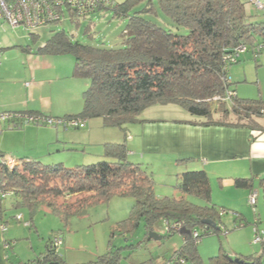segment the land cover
<instances>
[{
    "label": "trees",
    "instance_id": "16d2710c",
    "mask_svg": "<svg viewBox=\"0 0 264 264\" xmlns=\"http://www.w3.org/2000/svg\"><path fill=\"white\" fill-rule=\"evenodd\" d=\"M141 1L146 4L129 17L120 47L84 44L63 30L55 31L37 47L39 54L73 55L74 76L90 82L83 94L82 110L71 116L102 117L107 124L126 132V125L140 120V114L147 107L174 103L195 115L197 120L191 121L195 124L264 131L260 122L264 118V97H242L233 89L236 97L232 101L213 99L216 95L225 96L232 89L231 66L240 62L241 56L251 48L255 57L261 51L257 36L264 40V19H256L248 11V0H157L167 16L188 29L187 34L173 32L143 15L158 12L154 0H126L117 5L114 1L106 8L113 7L115 14L122 17ZM240 45L247 49L239 53ZM256 138L253 134L252 140ZM105 147L106 159L75 167L22 157L11 168L3 160L7 154H2L0 191L13 190L15 208L35 210L45 206L66 222L71 216L84 213L89 206L107 202L116 195L133 197L131 215L120 226H129L125 228L129 229L143 221L149 233L161 222H181L190 232L183 233L184 243L175 252L184 255L189 264H202L198 243L206 234L223 230L220 207L212 203L208 172L204 169L181 171L177 183L180 193L158 196L153 176L129 159L126 142H108ZM188 162L184 159L178 164ZM260 183L264 192V177ZM235 184L246 189L254 186L253 179L246 177H237ZM189 196L200 198L205 204L196 203ZM3 204L0 193V221H4ZM204 219L213 220L219 228L205 224ZM195 230L200 232L198 236L193 235ZM175 232L178 231L173 228L167 231ZM119 259L117 253L110 251L82 264H119ZM239 260L242 262L238 264H260L262 258L251 256ZM53 261L68 264L49 241L46 251L36 260L11 261V264Z\"/></svg>",
    "mask_w": 264,
    "mask_h": 264
},
{
    "label": "rangeland",
    "instance_id": "374dc122",
    "mask_svg": "<svg viewBox=\"0 0 264 264\" xmlns=\"http://www.w3.org/2000/svg\"><path fill=\"white\" fill-rule=\"evenodd\" d=\"M114 1V5H117L126 0ZM261 1L264 3V0ZM154 3L158 12L156 14H143L146 18L173 32L181 34L189 32L187 28L177 25L167 16L159 8L157 0H154ZM145 4V1H141L132 7L127 15L122 17L115 14L113 7L97 10L79 22L71 20V17L66 14L65 19L61 22L40 26L33 30L22 25L15 28L7 23L1 25L0 21V53L3 63L12 62L14 65L13 73L21 75L25 57L28 54H36L39 45L50 38L55 31L61 30L73 37L75 41L84 44L120 47L123 45V31L129 17L135 11L142 10ZM253 11L256 19H264V12L256 8ZM32 32L37 36H34ZM257 41L261 44V51L257 57L251 48L241 56L240 62L231 66V73L236 76V73L240 72L239 75L243 79L235 81L230 85V88L237 89L242 97H264L260 95V92L264 91V40L261 36H257ZM69 55L75 61V57ZM235 76L234 80L237 78ZM70 81H77L78 91L74 88V93L77 92L78 95L83 96L84 91L89 86V84L87 85L89 80L87 78L65 79L62 83L66 85V89L67 85L70 86ZM73 85L71 83V86ZM140 116L143 118L171 119L196 117L181 105L174 103L153 104L147 107ZM133 125L135 124L128 123L126 125V131L128 130L130 134H135L137 131ZM50 127H59V141L50 143L48 140L43 143L36 138L30 139V144L40 146L39 152L43 154L44 158H54L55 156L62 158L52 162H49L48 159H41L42 162L49 164L63 162L67 167H75L98 162L106 159V143L126 142L125 131L118 126L107 124L102 117L88 118V127L85 128L71 127L66 129L61 125ZM128 149L131 150V147L129 146ZM129 159L138 163L143 170L153 176L155 193L158 196H177L180 193L177 189L178 171L172 168L170 172L173 173L168 174L160 171L159 174H156V171L149 166L147 161H141L142 158L129 153ZM246 190L249 192L247 197L241 198L236 203L239 208L231 210L238 212L242 220L239 221L231 212L222 215L220 225L223 230L206 234L198 243V252L202 264H238L237 259L243 260L251 256L254 258L260 256L262 258L260 264H264V246L262 242L255 241L254 230L257 217L260 219L259 229H264L263 187L258 181L252 188ZM255 191H258L256 213L254 206L248 201L249 194ZM159 192L164 193L162 195ZM189 198L196 203L205 204V201L200 198L194 196H189ZM14 200V195L5 200L11 201V205L4 212L6 230L3 232L0 229V242L11 243L12 247L8 248L6 252L10 256V261L17 263H29L36 260L38 255L46 251L48 242L59 235L63 237V244L59 246V252L68 264L94 261L110 251L120 256L119 264H157L156 260L160 261L170 256L176 248L183 244L182 233H167L163 222L157 224L155 229L159 235L163 236L159 240L149 238L148 230L143 221L138 226H132L129 229H125L129 226H120L119 223L131 215L132 206L135 202L133 197L116 195L107 202L89 206L84 213L71 216L67 222L45 206L35 210H30L28 207L15 208L12 205ZM18 215H21L20 219H17ZM27 221H30L31 224L27 225ZM242 223L245 226H241ZM219 256L221 258L216 260L215 257Z\"/></svg>",
    "mask_w": 264,
    "mask_h": 264
},
{
    "label": "crops",
    "instance_id": "0c3cea01",
    "mask_svg": "<svg viewBox=\"0 0 264 264\" xmlns=\"http://www.w3.org/2000/svg\"><path fill=\"white\" fill-rule=\"evenodd\" d=\"M247 8L254 14L253 6L247 5ZM75 63L69 54H28L21 70L22 74L15 75L13 63L7 61L4 64L2 61L0 113L37 112L54 117L79 113L83 107V96L74 93V88L78 91L77 81H70L67 89L62 83L65 79L80 78L74 76ZM231 72L232 68L230 75L234 82L243 79L239 75L240 72L236 73V76ZM234 76L237 77L235 80ZM71 83L74 85L71 86ZM237 94L241 95L238 91ZM260 95L264 96V91L260 92ZM139 118L140 120L132 122L137 129L135 134H130L128 130L125 132V141L130 144H127L128 148L131 147L129 153L142 158L143 162L147 161L156 174L160 171L173 173L170 172L172 168L178 172L206 170L212 186V203L219 207L228 210L238 209L237 201L247 197L249 192L236 186L237 177L252 178L253 185L264 177V131L254 132L247 127L195 124L191 122L197 120L195 117ZM263 119L261 118L260 122L264 126ZM58 129L59 127L32 124L21 128H8V124H5L3 131L0 132V161L2 154L14 159L26 157L41 160L44 156L39 152L40 146L30 144V139L36 138L43 143L48 140L50 143L59 141ZM253 134L257 135L254 140ZM44 159L52 162L62 158L55 156ZM184 159L189 162L179 165L178 161ZM159 193L163 195L164 192ZM3 205L6 211L10 208L11 201H5ZM257 219L259 223L260 219L258 217ZM3 224L4 221H0V229ZM26 224L31 223L27 221ZM182 239L184 243L183 233ZM6 250L8 251V248L0 242V264H11ZM164 259L156 260L157 264L162 263Z\"/></svg>",
    "mask_w": 264,
    "mask_h": 264
},
{
    "label": "built area",
    "instance_id": "2783aa9c",
    "mask_svg": "<svg viewBox=\"0 0 264 264\" xmlns=\"http://www.w3.org/2000/svg\"><path fill=\"white\" fill-rule=\"evenodd\" d=\"M114 0H0V21L1 25L5 23L12 27L24 26L29 30H33L40 26H45L51 23H58L65 19L68 14L71 20L79 22L97 10L104 9L108 5L113 4ZM248 5L253 6L257 10L264 12V3L261 0H248ZM247 46L240 45L237 48L239 53L244 52ZM2 54L0 53V67L2 65ZM232 81L231 78L228 79ZM29 84V83H27ZM236 97V91L228 89L225 96L216 95L214 100H228L232 101ZM8 124V128H21L27 124L48 125V126H64L66 129L85 128L88 125V118L82 116H65L54 117L37 112H21V111H4L0 113V132L3 131L4 125ZM4 162L11 168L15 167L19 161L10 157L3 156ZM2 198L5 200L14 195L13 190L0 191ZM258 202V192H252L249 196V203L254 206V212H257L256 205ZM231 212L241 221V216L238 212L231 211L225 208H219L220 216ZM21 215L17 216L20 219ZM258 220V219H257ZM256 220V221H257ZM241 226H245L242 223ZM173 228L180 231L183 228L181 222L168 223L165 222L166 231ZM2 230H6V226L2 225ZM255 241L262 242L264 245V229H259L256 222L255 226ZM199 231L193 232L194 236L199 235ZM52 245L59 252V246L63 244V237L56 236L52 241ZM11 243H6L5 247L10 248ZM176 251V250H175ZM173 252L166 258L162 264H189L188 259L178 252Z\"/></svg>",
    "mask_w": 264,
    "mask_h": 264
},
{
    "label": "water",
    "instance_id": "95a60500",
    "mask_svg": "<svg viewBox=\"0 0 264 264\" xmlns=\"http://www.w3.org/2000/svg\"><path fill=\"white\" fill-rule=\"evenodd\" d=\"M203 222L205 224L211 225L212 227H214L216 229L219 228L218 224L216 222H214L213 220L204 219ZM180 232L181 233H185V232L189 233L190 231L188 229H186V228H182ZM149 238L155 239V240H159V239L163 238V236L159 235L155 230H150L149 231ZM236 262H242V261L237 259ZM47 264H60V263L57 262V261H53V262H49Z\"/></svg>",
    "mask_w": 264,
    "mask_h": 264
},
{
    "label": "clouds",
    "instance_id": "9594fccd",
    "mask_svg": "<svg viewBox=\"0 0 264 264\" xmlns=\"http://www.w3.org/2000/svg\"><path fill=\"white\" fill-rule=\"evenodd\" d=\"M220 208H222V207H220ZM242 219V218H241ZM257 222V221H256ZM258 224V223H257ZM181 231V230H180ZM180 231H178V232H180ZM52 241V240H51Z\"/></svg>",
    "mask_w": 264,
    "mask_h": 264
}]
</instances>
